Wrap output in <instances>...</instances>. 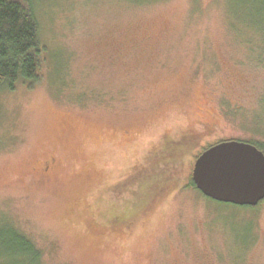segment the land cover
I'll return each mask as SVG.
<instances>
[{
  "label": "rangeland",
  "instance_id": "rangeland-1",
  "mask_svg": "<svg viewBox=\"0 0 264 264\" xmlns=\"http://www.w3.org/2000/svg\"><path fill=\"white\" fill-rule=\"evenodd\" d=\"M36 6L39 80L0 92V218L43 264H264V201L191 185L206 147H264V0Z\"/></svg>",
  "mask_w": 264,
  "mask_h": 264
},
{
  "label": "trees",
  "instance_id": "trees-1",
  "mask_svg": "<svg viewBox=\"0 0 264 264\" xmlns=\"http://www.w3.org/2000/svg\"><path fill=\"white\" fill-rule=\"evenodd\" d=\"M40 1L0 0V92L39 80L44 52L36 10ZM133 1L143 5L153 0ZM251 143L264 152L262 145ZM191 185L195 187L193 181ZM0 264H43V253L32 239L1 218Z\"/></svg>",
  "mask_w": 264,
  "mask_h": 264
},
{
  "label": "water",
  "instance_id": "water-1",
  "mask_svg": "<svg viewBox=\"0 0 264 264\" xmlns=\"http://www.w3.org/2000/svg\"><path fill=\"white\" fill-rule=\"evenodd\" d=\"M192 181L209 199L255 207L264 200V152L246 141L218 142L197 157Z\"/></svg>",
  "mask_w": 264,
  "mask_h": 264
},
{
  "label": "flooded vegetation",
  "instance_id": "flooded-vegetation-1",
  "mask_svg": "<svg viewBox=\"0 0 264 264\" xmlns=\"http://www.w3.org/2000/svg\"><path fill=\"white\" fill-rule=\"evenodd\" d=\"M190 139H194L192 130H190L188 132V134L185 133V134L179 135V137H177V138L175 137V139H171L170 142H168V144L165 146L166 149H168V155L171 156V158H172L171 161L173 163L178 164L180 162V160H185L186 157H184L183 159L181 158L180 150L178 147L180 146V149L182 151H185L186 148L190 146L189 144H186L187 142H189ZM226 140H232V139H226ZM221 141H224V140H221ZM221 141H218V142H221ZM218 142H216V143H218ZM210 146H212V145H210ZM208 147H206V148H208ZM198 156L194 157V161L197 159ZM161 160H162V158H161ZM153 203H154V201L152 202V205H153ZM150 207H151V205H150ZM117 223L119 225L121 222L119 220H116L115 224H117ZM122 224H123V226L124 225L131 226L133 224V222H124Z\"/></svg>",
  "mask_w": 264,
  "mask_h": 264
}]
</instances>
